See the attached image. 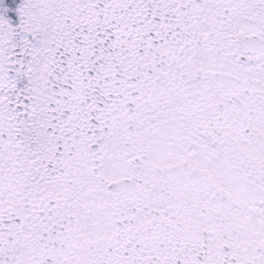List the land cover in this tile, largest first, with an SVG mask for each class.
Wrapping results in <instances>:
<instances>
[{"label":"snow or ice","instance_id":"6c2138e0","mask_svg":"<svg viewBox=\"0 0 264 264\" xmlns=\"http://www.w3.org/2000/svg\"><path fill=\"white\" fill-rule=\"evenodd\" d=\"M0 264H264V0H0Z\"/></svg>","mask_w":264,"mask_h":264}]
</instances>
